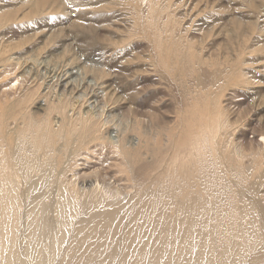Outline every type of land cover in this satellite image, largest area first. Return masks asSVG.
<instances>
[{
  "label": "bare ground",
  "instance_id": "1",
  "mask_svg": "<svg viewBox=\"0 0 264 264\" xmlns=\"http://www.w3.org/2000/svg\"><path fill=\"white\" fill-rule=\"evenodd\" d=\"M163 1L124 0L122 5L142 12ZM52 2L29 4L44 8ZM93 5L103 9L100 0ZM2 12L0 29L12 20L11 12ZM87 41L95 43L94 36ZM2 66L0 264H264V156L253 152L248 165L238 150H216L223 114L207 113L215 103L185 106L178 133L169 132L168 149L160 148L145 162L134 140L122 141L119 129L101 121L102 114L91 107L80 119L77 113L70 118L64 107L67 114H56L55 121L48 110L53 95L19 96L34 81L31 69L21 80L14 77L15 88L3 83ZM192 67L183 64L181 70ZM65 76H58L56 105L68 96ZM216 77L208 80L214 83ZM37 103L29 114L18 110ZM87 137L100 140L111 156L94 157L97 147L89 152ZM260 138L264 153V134Z\"/></svg>",
  "mask_w": 264,
  "mask_h": 264
},
{
  "label": "rangeland",
  "instance_id": "2",
  "mask_svg": "<svg viewBox=\"0 0 264 264\" xmlns=\"http://www.w3.org/2000/svg\"><path fill=\"white\" fill-rule=\"evenodd\" d=\"M30 1L0 0L2 13L12 16L0 29L2 81L18 88L16 78L31 69L34 81L19 96L53 95L48 108L53 112H47L55 121L68 111L70 118L77 113L80 119L91 107L102 114L101 121L119 129L122 141L134 140L138 154L149 162L170 146L169 132L178 133L185 106L211 102L215 106H208V115L211 110L214 117L223 114L216 150H238L247 164L253 152L263 158L264 0H164L142 12L125 8L124 0H100L102 10L93 5L97 0H53L44 8ZM91 36L95 43L84 42ZM183 64L194 68L181 70ZM63 74L70 81L68 99L56 105ZM214 75L213 83L208 76ZM46 76L51 84L42 80ZM32 106L18 110L29 114L39 104ZM99 141L87 137L86 146L89 152L97 147L94 157L108 159L111 151ZM119 178L127 186L125 177Z\"/></svg>",
  "mask_w": 264,
  "mask_h": 264
}]
</instances>
